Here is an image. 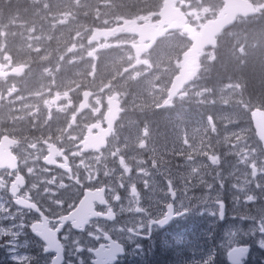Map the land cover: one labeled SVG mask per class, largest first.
<instances>
[{
  "label": "flooded vegetation",
  "instance_id": "1",
  "mask_svg": "<svg viewBox=\"0 0 264 264\" xmlns=\"http://www.w3.org/2000/svg\"><path fill=\"white\" fill-rule=\"evenodd\" d=\"M0 63L6 73L15 68V64L1 56ZM20 78L0 77V86L15 87ZM96 95L93 92L84 110L80 99H62L50 114L33 115L35 129H30L27 122L9 125L10 119L4 120V116H0V146L6 144L2 152L10 153L18 162L0 169V187L4 189L0 193V208L15 213L17 206L13 201H18L38 206L45 210L46 215L53 217L111 212L115 220L97 218L85 233L72 229L68 245L65 246L66 261L70 260L73 238L81 241L86 252L87 248L106 242L88 236L90 230L95 231L93 225L104 228L113 239L121 242L122 237L117 235L120 228L130 227L133 219L154 217L168 206L175 208L182 204L192 213L185 219L170 221L166 230L183 234V230L188 229L197 235L203 217H191L195 214V207L204 217L213 212V175L207 180L197 175L201 171V163L205 161H208L210 171L213 170V108L210 120L212 132L203 143L193 138V147L185 150L188 143H181L180 138L186 132L184 123L173 114L177 109L173 107L179 106L185 99L172 104L163 98L156 101L150 99L145 105L139 100L121 99L118 120L109 126V108L104 104L106 99ZM9 99L13 100L9 94L0 95V109L5 110ZM58 107L61 108L60 112ZM131 107L144 113L132 115L129 112ZM28 118L30 115L26 116ZM8 126L15 127L17 131ZM109 128H112V135L107 148L88 151L85 147L88 136H98ZM139 134L142 139L150 135L168 138L164 150L139 148ZM18 179L22 182L18 183ZM87 197L89 200L82 207ZM35 215L38 214L27 212L24 215L27 227L35 222ZM212 216L210 214V221L213 220ZM187 219L186 225L184 222ZM68 227L62 229L59 235L62 243V235ZM209 227L213 234V226ZM158 230L154 231L157 243L163 231ZM19 239L26 242L22 246L32 244L25 233ZM140 243L147 252L140 253V258H137L130 244L128 248L132 254L127 256L125 263L130 262V258H135L134 264L148 262V251L153 248H149L147 240ZM33 245L39 248V241L36 240ZM87 254L89 258L92 256L89 252ZM74 263L78 264V261Z\"/></svg>",
  "mask_w": 264,
  "mask_h": 264
},
{
  "label": "rangeland",
  "instance_id": "2",
  "mask_svg": "<svg viewBox=\"0 0 264 264\" xmlns=\"http://www.w3.org/2000/svg\"><path fill=\"white\" fill-rule=\"evenodd\" d=\"M20 1L23 0H9L7 3L20 4L18 3ZM126 1L102 0L95 3L94 0H79V2L36 0L41 9V19L39 18L41 28L39 29L37 25L36 29L28 32L23 42L16 43L19 49H15L10 56L26 69V75L22 76L25 93L18 98L16 95L19 93L15 90L21 87L12 89L9 85L0 86V95L13 96V100L9 99V104L4 107L5 110L0 109V116H4V120L10 119L11 124L20 125L27 122L30 129H35V120L31 119L34 105L40 111L48 112L53 107L54 92L57 95L70 93L73 94L74 99H78L79 89L84 86L82 82L90 85L99 81L101 87L97 89L101 93L111 94L106 91L116 90L123 93L126 98H152L156 101L180 70L181 59L178 57L180 53L185 52L186 40L182 47L180 38L177 40L168 38L158 46L155 53L145 57L144 61L137 60L134 52L130 50L135 40L122 34L111 37L109 40H101L94 46L85 43V39L90 38L93 30L98 27L96 19L106 20L109 17H116L125 22L123 18L137 16L140 7L131 3L126 4ZM97 5L100 8L99 12L91 11ZM221 5L222 0H194L188 5V13L193 16L195 26L199 27L201 24H197L196 21L202 22L203 18L215 16L220 12ZM106 7L108 9L104 10ZM77 8L82 9V16L78 18L80 21L76 24V28L82 29V25L85 24V28H88L85 34L76 32L71 24V17H74L73 13L77 11ZM42 16H44L43 19ZM173 16L175 17L174 14ZM150 21L152 20H145V22ZM4 38V35L0 33L1 54H4L3 51L7 50L5 46H8L7 42L4 43ZM78 50L84 51L82 57H76ZM217 55V52L214 54L209 52L204 80L201 79L198 85L189 90V93L198 99L199 111L202 113L198 121L201 124L197 123L192 126V130H188L193 122H184V129L186 130L185 139L192 134L191 138L199 139L203 143L205 137L212 132L207 117L211 118L213 108V171L215 169L213 211L218 212L215 202L222 200L228 206V214H233L228 219L227 225L215 229V232L220 235L218 246L224 251L230 250L229 245L235 247L239 244L243 234L245 232L249 234V229L253 228L251 221L240 219L242 215H246L245 211L264 214V206H262L264 205V150L259 147L255 132L252 133L250 129L251 121L247 119L249 116L247 111L250 109L251 102L243 93L244 85L232 81L221 84L222 82L210 70V64L214 62ZM13 60L6 61L11 63L14 62ZM96 66H102V72L101 67L96 68ZM262 73L260 69L250 71L251 79L255 77L258 80ZM258 85L263 87L264 80L258 81ZM14 110L18 113H14ZM27 115H30V118L26 119ZM7 128L17 131L12 126ZM154 148L159 149L157 146ZM222 157L227 158L228 167H224L226 165H223ZM254 170L258 177L257 181L254 180ZM3 190V187H0V193ZM231 190H242L245 194L231 196ZM253 199L261 205L251 203ZM24 223V233L27 234V222ZM230 231L234 233V237H229ZM249 238L255 240L250 234ZM7 239L6 236L0 237V245L5 244ZM21 248L22 246L18 249L21 255L31 254L38 257L33 264H44V257L40 255L38 247L33 245V247H26L27 249ZM216 250L213 248V252ZM77 256L84 260V264H91L93 260V257L89 258L84 251L77 255H70L72 264L78 261ZM0 264H13L5 247H0ZM244 264H264V252H255L254 257L246 259Z\"/></svg>",
  "mask_w": 264,
  "mask_h": 264
},
{
  "label": "snow or ice",
  "instance_id": "3",
  "mask_svg": "<svg viewBox=\"0 0 264 264\" xmlns=\"http://www.w3.org/2000/svg\"><path fill=\"white\" fill-rule=\"evenodd\" d=\"M17 206L15 213L10 209L0 208V237H8L5 244L0 247H5L9 256L13 260V264H33L38 257L33 255H21L18 251L19 247L26 242H22L19 238L24 234L25 223L24 215L27 212H34L38 214L34 216L35 222L30 223V230L35 234V237L39 241V253L44 257V264H72L71 260L66 261L64 257L65 246L68 245V241L71 236L72 229L84 230L86 225H89L92 218H106L109 221L115 220L113 214L108 212L106 214H97L95 217L89 218L86 215H74L69 216L64 214L62 216H49L46 215L45 210L38 206L25 205L18 201H13ZM218 205V212L213 211L210 214L219 217L220 220L225 218V205L222 200L215 202ZM234 203H237L234 201ZM192 213V210L186 208L184 205H178L175 208L168 206L163 211H160L154 217H140L133 219L130 227H122L119 229L117 235L121 236V242H117L113 239V236L109 234L107 230L102 227L93 225L95 231H89L88 236L94 238L96 241L103 239L104 243H99L98 247H89L87 252L94 253V259L91 264H125V259L128 255L132 254L128 245H132L137 258H140V253H146L144 245L141 241L147 240L149 248H155L157 239L154 237V231L156 229L163 230L159 236V245L163 248L172 249L176 246L177 252L180 254V258L177 260V264H215V253L209 250L206 253L197 257L196 253L191 249L190 242H188L182 233L169 232L166 230V226L170 221L176 219L177 221L187 218ZM241 220H249L253 222V228L249 229V234H255L259 232L261 238L256 243L261 249H264V214L259 216L242 215ZM6 222V223H4ZM68 224V229L63 233L62 240L58 238V234L61 233L65 225ZM238 231V229H237ZM98 233V234H97ZM229 237H234V233L229 232ZM72 247L70 248L71 255H77L85 251V248L81 246V241L78 239H72ZM181 245H189V254L184 256L180 252ZM30 246V245H29ZM230 251L227 252V256L231 261V264H242L245 257L249 254V246H235L229 245ZM52 253L53 256L47 254ZM78 259V264H84L83 259Z\"/></svg>",
  "mask_w": 264,
  "mask_h": 264
},
{
  "label": "trees",
  "instance_id": "4",
  "mask_svg": "<svg viewBox=\"0 0 264 264\" xmlns=\"http://www.w3.org/2000/svg\"><path fill=\"white\" fill-rule=\"evenodd\" d=\"M79 2V0H72V2ZM95 3L101 0H94ZM138 5L141 3V0H137ZM151 4L154 5L153 9L158 11L160 6L163 3V0H150ZM263 1V0H257ZM128 3V2H127ZM133 3V1L131 2ZM32 4L30 2L21 3L18 5L15 3H11L10 7L7 8V5H4L5 10L0 11V14L9 15L8 19H19V15L23 14L22 8H25L28 12L29 17H32L31 20L25 22L27 27L35 26L36 23H33L34 19L37 17L36 11L31 9ZM100 9L99 5L93 7L91 11L96 9ZM110 8V7H109ZM97 9V10H98ZM88 11L87 9H83ZM31 14V15H30ZM82 16V11L75 12V19L80 20ZM2 19V18H1ZM7 18L3 19L4 21ZM0 29H3L5 33L9 34L8 36V47H15V43L9 40H14L18 43L17 39L12 37L13 34L18 35L16 31H14L13 27H7L9 23L2 22ZM73 28L77 31L78 28L73 26ZM110 28V27H107ZM22 35H27V32ZM223 40L218 49V55L214 59V70L213 74L215 77L222 82L221 84H226L227 82H240L242 86L244 85L246 96L252 101L257 103L262 109H264V85L259 86L258 81L260 82L262 79L264 80V13L258 19L251 22H242L232 28L229 32H227L223 37ZM14 45V46H13ZM80 50H78L79 52ZM104 59L103 56L101 58ZM252 62L254 63L252 65ZM249 66L250 69H249ZM101 72L103 67L101 66ZM261 71V77L257 80V78L251 79L250 71ZM250 70V71H249ZM261 78V80H260ZM219 85V84H218ZM179 256H176V260H178ZM161 264V263H155ZM169 264H175V262H169Z\"/></svg>",
  "mask_w": 264,
  "mask_h": 264
},
{
  "label": "water",
  "instance_id": "5",
  "mask_svg": "<svg viewBox=\"0 0 264 264\" xmlns=\"http://www.w3.org/2000/svg\"><path fill=\"white\" fill-rule=\"evenodd\" d=\"M172 12H175V9L173 8L172 0H168L165 4V8L161 12L163 21L160 25V29L158 30L155 29V26L144 25L141 27L132 23H127L120 27V29L125 30L128 35H135L139 37L140 43L139 46H137V50L140 52L150 51L157 41L162 39L167 33L171 31L184 28L190 33L193 46L190 51L183 56L181 73L173 81L170 92L171 95H176L178 91L183 89L185 85L190 83V81L195 78L198 71L200 54L203 53V51L207 48L216 46V37H218L224 30L230 28V26L236 22V19L239 15L250 17L254 15V12L252 7L242 0H226L225 15L221 16L216 22L209 23L203 28V31L200 35L195 34L188 27L185 28L184 24L186 23V20L183 18H179V22L172 25L171 29L164 30L163 27L165 24L170 22V20L173 18V16H171ZM110 33L111 32H98L92 37L91 42H94L95 40ZM252 117L258 137L264 144V113L255 112L253 113Z\"/></svg>",
  "mask_w": 264,
  "mask_h": 264
},
{
  "label": "bare ground",
  "instance_id": "6",
  "mask_svg": "<svg viewBox=\"0 0 264 264\" xmlns=\"http://www.w3.org/2000/svg\"><path fill=\"white\" fill-rule=\"evenodd\" d=\"M86 90H87L92 96H93V92H94V93H97L96 97H101V96H102V94H100L99 92L93 91V90H91V89H89V88H87ZM114 103H118V101L115 100V99L112 98V97H108V100H107L106 103H104V104H105V105L107 106V108H108L110 104H114ZM129 112H130L132 115H140V114L144 113L142 110L137 109V108H134V107L129 108ZM13 140H15V139H13ZM15 141H16V140H15ZM191 147H193L192 144H191V143H188V144L186 145V149H185V150H189V148H191ZM221 161H224V164H223V165H226V166H224V167H228L227 164H229V163H228V160H227L226 157H222ZM17 163H18V162H17ZM214 172H215V169H214V171H213V170L210 171V165H209L208 161H205V162L201 163V171H200L197 175H200L203 179L207 180V179L210 178L211 175H213ZM208 173H210L209 176L207 175ZM212 179H213V177H212ZM212 179H211V180H212ZM230 187H231V186H230ZM249 191H250V190H249ZM249 191H248V192H249ZM246 193H247V192H246ZM244 194H245V193H244V191H242V190H231V195H232V196H241V195L243 196ZM191 217H203L202 220H203L204 222H207L209 226H213V220L210 221V214H209L207 217H204V214H203L202 212H200L199 209L196 208V207H195V214H192ZM212 218H213V216H212ZM188 219H189V218H188ZM188 219L184 222V224H186V225L188 224V221H189ZM199 229H200V232L202 233V232H203V230H202V226L199 227ZM187 230H188V229H187ZM206 236L209 237L210 239H211L212 236H213V234H212V232H211V230H210V227H209V229L206 231ZM8 263H9V262H8Z\"/></svg>",
  "mask_w": 264,
  "mask_h": 264
}]
</instances>
